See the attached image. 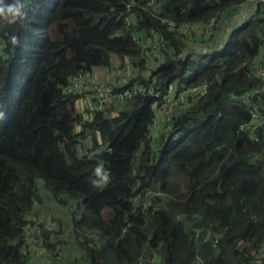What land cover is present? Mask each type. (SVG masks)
Instances as JSON below:
<instances>
[{"label": "trees", "instance_id": "16d2710c", "mask_svg": "<svg viewBox=\"0 0 264 264\" xmlns=\"http://www.w3.org/2000/svg\"><path fill=\"white\" fill-rule=\"evenodd\" d=\"M145 2L21 0L22 21L0 18V264H31L33 249L52 251L58 237L60 249L73 242L77 255L47 264H264V129L257 139L239 131L249 113L232 99L261 85L251 72L264 46L263 7L218 50L201 52L186 45L181 24L214 18L217 30L248 0ZM157 37L165 48L149 63ZM113 56L132 66L123 87L150 82L162 97L173 83L178 91L205 82L206 92L187 96L157 136L150 123L163 98L154 93L72 113L76 95L62 94L61 84L109 68ZM44 197L67 207L65 240L59 218L48 229L33 217Z\"/></svg>", "mask_w": 264, "mask_h": 264}, {"label": "built area", "instance_id": "2783aa9c", "mask_svg": "<svg viewBox=\"0 0 264 264\" xmlns=\"http://www.w3.org/2000/svg\"><path fill=\"white\" fill-rule=\"evenodd\" d=\"M254 3L255 5L261 4L264 10V0H248ZM160 4L159 0H146L145 6L155 8ZM127 23L130 22L128 17H125ZM170 23V22H169ZM181 27L185 30L187 34L195 31L197 25L194 23H183ZM198 39L206 40L210 38L212 34L215 33V19L210 18L203 24L199 25L198 28ZM141 32L134 33L133 39L136 42H140ZM150 52L154 53L159 49H164L165 44L161 37L153 39L148 45ZM252 76L260 79V87L252 88L244 93L233 95L232 99L243 103L249 113L248 120L244 123L239 124V131H246L253 134V139H257L255 131L259 128L264 129V63L257 61V63L252 67ZM96 75V70L93 68L91 70H86L79 72L75 75L67 77V79L61 84L60 90L62 94L70 93L76 95V100L73 107H78L80 109L78 112H86L91 115L95 111L104 110L110 105L120 104L121 102L129 99L132 95L136 93H149L155 95V97H161L157 91L153 89L152 84L149 82L147 84H135L132 83L129 87H123L125 82H128L131 74L125 70L122 72V75L116 77V81L108 83L106 86H101L94 81ZM123 87L119 91H112V87ZM207 84L205 82L195 85H189L183 89L176 90L174 95H163L162 103L160 105L167 106L169 108L181 106L185 103L187 96L197 97L204 92H206ZM157 107V106H156ZM174 116V112L170 111L163 119L161 129L162 131L167 128L171 123V119ZM157 126V119L154 117L150 123V128L155 129ZM79 142V139H78ZM78 144V143H77ZM102 147V144H100ZM99 147V148H100ZM79 152L92 154L88 152L86 148L80 147ZM146 191L145 193H148ZM139 195L133 197L132 201L136 202ZM36 225H33L31 230H27L26 238L27 241H31V231L34 229L38 232V229L35 228ZM52 225L43 224V228H51ZM64 235V234H63ZM57 243H55L52 251L47 250L45 252L42 247H37L34 251V256L32 252L31 264H47L45 258L40 256H55L56 258L61 257V252L59 249L58 238ZM35 248V247H34ZM49 261V260H48ZM259 264V263H256Z\"/></svg>", "mask_w": 264, "mask_h": 264}, {"label": "crops", "instance_id": "0c3cea01", "mask_svg": "<svg viewBox=\"0 0 264 264\" xmlns=\"http://www.w3.org/2000/svg\"><path fill=\"white\" fill-rule=\"evenodd\" d=\"M255 8H256L255 4L252 3L251 1H249L246 4H242V5L238 6L237 8H235V15L233 16V18L231 20H229V23L225 22V23L221 24L217 30L215 28V30H216L215 33L216 32H218V33H216V35H215L216 37L213 38L211 42H202V40L198 39L199 25H197V28L195 29V31H192L191 33L188 34V39H187L186 45L188 47H190L191 50H196V51H201V52L215 51V48L217 46L219 48L222 46L229 30L232 27H237L238 25H240L238 23L243 22L249 15H251ZM226 23H227V25H225ZM192 34H193V36H191ZM146 44H148V41ZM263 48H264V46L260 49V51ZM154 53L151 52V55H155L154 56V60H155L156 57H158L159 53H157V51H155ZM260 58H261V55L259 52L258 56L255 59H258L257 61H259ZM261 62H263V61H261ZM128 68L131 69V67H129L125 64L121 65V62L119 61V59L116 56H113L111 58V66L109 68H102V67H95L94 68L97 72V77L94 80H95V82L105 83V85H106V84H108L114 80L116 81L115 78L121 76L122 72L124 70L126 72H130L131 70H129ZM177 87H178L177 84L173 83L170 87L169 95H174L175 91L177 90ZM127 103L128 102H126V100H125V101L121 102L120 104H116V105L117 106H119V105L124 106ZM180 107L181 106L169 108L167 106L165 107L162 105H159L157 107V110L155 113V117L157 118V126L152 131V134L154 136L159 135V133L161 132L162 121H163L164 117L167 115V113L169 112V110L172 112H177ZM79 110L80 109H78V107L71 108L72 113H75ZM76 129H78V126H76ZM73 135H74L75 142H77V140H78L77 135L76 134H73ZM86 144H84V146L89 147V143L86 142ZM66 160H67V162H70V158L68 156H66Z\"/></svg>", "mask_w": 264, "mask_h": 264}, {"label": "rangeland", "instance_id": "374dc122", "mask_svg": "<svg viewBox=\"0 0 264 264\" xmlns=\"http://www.w3.org/2000/svg\"><path fill=\"white\" fill-rule=\"evenodd\" d=\"M235 15V8L232 10V11H230L226 16H225V18L223 19V21H224V23L225 22H227V23H229V20H231L232 18H233V16ZM227 23L225 24V25H227ZM242 22H239L238 24H241ZM221 30V29H220ZM216 33H218V32H216ZM216 33H214V34H212L211 36H210V38H208V39H206V40H202V42H211L212 41V39L213 38H215L216 36ZM201 42V41H200ZM219 49V47L217 46L216 48H215V50H218ZM155 54V53H154ZM260 55H261V58H260V62L261 61H263V63H264V48L260 51ZM154 56L155 55H149V57H150V59L148 58V61H149V63H152L153 61H154ZM258 60V59H257ZM126 61V60H125ZM123 64H125V65H127V66H129V67H131V69H129V70H131L132 71V66L130 65V63L128 62V61H126V62H123ZM97 77V72H96V75H95V77H94V79ZM95 81V80H94ZM96 83H98L99 85H101V86H106L105 85V83H100V82H96ZM52 98H54L53 96H52ZM158 107V106H157ZM166 107V106H165ZM169 112H170V110H169ZM168 112V113H169ZM167 113V114H168ZM157 119V118H156ZM78 128H79V126H78ZM162 131V130H161ZM89 143V142H88ZM33 211H34V218H36L35 219V221L37 222V223H43V224H47V225H52V219L51 218H54L55 219V222H56V218H59L60 220H61V222L63 223V225H64V229H66L62 234H64L65 233V235L63 236V237H61V239H63V240H65L66 238H67V236H68V233H69V231H70V229H71V227H70V224H71V222H70V217H69V214H68V210H67V207L66 206H64V205H61V204H58V203H56L55 201H53V200H51V199H48V198H45L44 197V203L41 205V204H37V206L35 205L34 206V209H33ZM39 218V219H38ZM58 222H59V220H58ZM56 224H57V222H56ZM61 234V233H60ZM58 237V236H57ZM58 239H60L59 237H58ZM52 243H54V245H55V243H57V239H51L50 240ZM65 242L66 243H64L63 244V246H62V248H63V250L62 249H60V247H61V245H60V247H59V249H60V252H61V255H62V253L64 252V255H65V260H64V262L68 259V258H70V256H71V258H74L75 257V255H77V252H76V244L74 243L73 244V242H67L66 240H65ZM36 249V248H35ZM35 249H33V256H34V251H35ZM42 249H44L45 250V252H47V249L46 248H42ZM41 258H45L46 260H47V262H48V259H49V257H47V256H40ZM155 257H157V256H155ZM156 261H158L159 262V257L158 258H156L155 259ZM78 264H83L82 262H80V263H78Z\"/></svg>", "mask_w": 264, "mask_h": 264}, {"label": "clouds", "instance_id": "9594fccd", "mask_svg": "<svg viewBox=\"0 0 264 264\" xmlns=\"http://www.w3.org/2000/svg\"><path fill=\"white\" fill-rule=\"evenodd\" d=\"M25 8V4L21 3V0H14V3L5 5L4 0H0V18L6 21L8 24H16L18 21H22L26 16V13L23 11ZM10 43L13 46L19 45V37L16 34H11ZM97 175H100L101 181L108 180V174L104 173L101 175V167H97L96 169ZM94 183H99L98 181H94Z\"/></svg>", "mask_w": 264, "mask_h": 264}]
</instances>
